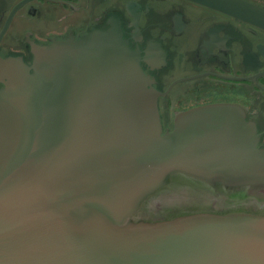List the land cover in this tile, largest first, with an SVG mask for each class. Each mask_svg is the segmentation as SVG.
<instances>
[{
	"label": "water",
	"instance_id": "water-1",
	"mask_svg": "<svg viewBox=\"0 0 264 264\" xmlns=\"http://www.w3.org/2000/svg\"><path fill=\"white\" fill-rule=\"evenodd\" d=\"M264 30L246 0H187ZM0 58V264H264V151L243 110L178 114L116 29Z\"/></svg>",
	"mask_w": 264,
	"mask_h": 264
},
{
	"label": "flooded vegetation",
	"instance_id": "flooded-vegetation-1",
	"mask_svg": "<svg viewBox=\"0 0 264 264\" xmlns=\"http://www.w3.org/2000/svg\"><path fill=\"white\" fill-rule=\"evenodd\" d=\"M108 29L139 54L159 93L163 133L180 113L231 105L254 124L264 151V30L187 0H0L3 59L31 64L33 47Z\"/></svg>",
	"mask_w": 264,
	"mask_h": 264
}]
</instances>
